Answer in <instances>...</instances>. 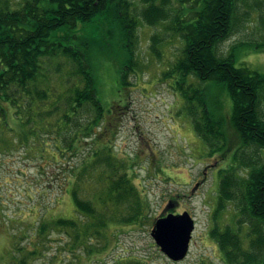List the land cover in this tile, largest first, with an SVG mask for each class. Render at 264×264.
<instances>
[{
    "label": "rangeland",
    "instance_id": "obj_1",
    "mask_svg": "<svg viewBox=\"0 0 264 264\" xmlns=\"http://www.w3.org/2000/svg\"><path fill=\"white\" fill-rule=\"evenodd\" d=\"M133 1L140 14L144 5ZM169 3L166 7L170 16L158 25H147L138 17L139 39L133 58L138 65L135 72L127 75L128 89L122 87L120 77L124 62L109 53L108 58L97 60L98 92L110 111L96 136L81 144L79 155L70 159L75 176L70 172L67 180L77 187L80 199L93 203L97 210L93 219L105 220L101 234L95 236L91 231L73 248L72 230L70 234L65 232L68 229L54 230L47 238L37 239L43 245L34 264H230L212 237L214 227L237 232L245 251H251L252 240L262 237L264 256V224L249 215L242 220L240 209L232 201L223 202L218 210L220 171L231 170L235 164L232 173L238 179L248 176L249 169L241 166L239 160L234 161L239 147L236 145L223 155H211L194 131L183 98L171 87L172 80L165 79L184 45L174 30L182 3ZM153 37L160 39L157 52ZM263 39L264 30L255 14L221 44L220 53L228 55L237 47V66L246 64L264 73V51L254 48ZM70 68L65 65L62 74L52 76L54 91L48 101L65 94L71 86L66 76ZM190 81L201 87L197 79ZM210 84L208 98L213 104L221 101L223 114L227 115L228 110L232 111V100L218 85ZM58 119L59 115H53L42 122L45 130L52 128L45 134L37 115L24 118L12 108L5 116L0 114V264L13 260L15 241L31 250L29 243L36 239L34 234L43 222L64 218L76 221L78 228L87 226L82 220L89 219L78 211L72 186H66L59 174L62 159L57 154ZM106 146L111 147L112 164L91 165L83 173L84 161L93 163V153H101ZM243 154L247 161L264 157V151L254 152L250 148ZM122 175L130 178L135 193L140 194L142 215L136 222L126 223L121 218L130 212V203H136L135 194L123 203L115 199L118 192L113 187ZM185 211L195 219L196 228L188 256L173 262L156 245L151 231L157 219ZM255 228L258 234L253 232ZM15 235L26 237L19 240Z\"/></svg>",
    "mask_w": 264,
    "mask_h": 264
},
{
    "label": "trees",
    "instance_id": "obj_2",
    "mask_svg": "<svg viewBox=\"0 0 264 264\" xmlns=\"http://www.w3.org/2000/svg\"><path fill=\"white\" fill-rule=\"evenodd\" d=\"M139 2L144 5L140 14L133 0H0V114L5 116L12 108L24 118L37 115L41 118L40 127L46 119L59 115L55 127L56 141L57 137L59 140L57 154L62 159L59 174L66 186H72L78 211L89 219L82 220L87 224L83 228L64 218L41 223L34 234L36 239L29 243L31 250L15 241L10 264H34L42 253L41 240L54 230L68 229L67 234L72 230L74 248L91 231L99 236L105 226L103 218L94 220L97 210L93 203L79 198L77 187L67 176L70 172L75 176L70 159L79 155L81 144L96 136L110 111L98 92L97 60L108 58L109 53L124 62L120 77L122 87L128 89L127 75L135 72L138 65L133 59L139 39L138 17L154 26L170 16L166 7L169 0ZM180 3L182 10L174 30L184 45L165 79L172 80L171 87L183 98L194 131L210 154L223 155L237 145L234 161L239 160L241 166L249 169L246 179H238L232 173L235 164L231 170L220 171L218 210L223 202L232 201L240 209L242 220L249 215L264 224V157L247 161L243 154L248 148L264 151V73L246 64L237 66V47L228 55L221 54L219 49L255 14L264 30V0H180ZM159 41L153 37L155 52ZM254 48L264 51V39ZM65 65L71 67L66 74L71 86L65 94L48 101L54 91L50 79L62 74ZM190 79H197L201 87L194 86ZM210 82L232 100V111L228 110L227 115L223 114L221 101L213 104L208 98ZM50 130H45V134ZM110 151L111 147L106 146L101 153L94 152L95 161L86 164L85 160L82 172L98 163L112 164ZM116 183L113 190L118 192L117 202H126L134 194L136 197V203H130V212L121 218L126 223L138 221L142 215L140 194L135 193L125 175ZM253 232L259 233L256 228ZM211 234L230 264H264L262 237L252 240L251 251H245L240 235L232 229L214 227ZM38 238L41 240L37 241Z\"/></svg>",
    "mask_w": 264,
    "mask_h": 264
},
{
    "label": "water",
    "instance_id": "obj_3",
    "mask_svg": "<svg viewBox=\"0 0 264 264\" xmlns=\"http://www.w3.org/2000/svg\"><path fill=\"white\" fill-rule=\"evenodd\" d=\"M195 227V220L187 211L168 214L157 219L151 236L167 258L180 262L189 253Z\"/></svg>",
    "mask_w": 264,
    "mask_h": 264
}]
</instances>
